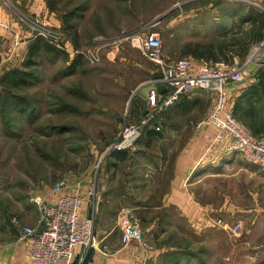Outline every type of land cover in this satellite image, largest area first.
<instances>
[{"label":"rangeland","instance_id":"obj_1","mask_svg":"<svg viewBox=\"0 0 264 264\" xmlns=\"http://www.w3.org/2000/svg\"><path fill=\"white\" fill-rule=\"evenodd\" d=\"M42 1L46 9L39 17L0 2L2 10L13 16L10 23L20 25L13 24L18 32L30 34L25 49L16 50L8 34L0 31V218L8 219L15 212L38 218L31 197L45 196L62 180L70 186L69 192L80 183L79 192L84 193L96 178L105 190L95 210V237L105 232L118 238L126 228L135 227L140 242L147 245L139 248L152 253L147 264H264V173L240 155L227 154L212 140L190 142L194 207L188 200L187 211L168 206L150 214L129 211L134 204L125 197L126 183L140 181L149 165L156 167L159 155L166 162L170 144L141 140L145 128L153 130L147 126L123 160L106 157L120 131L137 125L144 116L146 95L158 86L154 82L161 67L146 58L143 34H159L166 63L241 62L251 48L235 52L229 48L240 36L214 35H233L251 25L254 31L255 22L264 25V0ZM42 20L62 35L63 42L56 47L44 39L57 52L29 56L28 46L36 38L33 28ZM262 33L264 39V26ZM204 44L212 51L199 49ZM204 52L217 60L194 57ZM12 70L28 72L27 83L14 86L5 80ZM261 83L264 65L252 63L242 81L231 86H247V95L241 99V94L232 106L233 111L237 106L234 118L249 129L263 124ZM187 97L197 102L194 110L182 113L173 107L163 116L158 133L190 131L191 138L196 130L212 127L196 124L208 116L213 97L194 91L184 97L185 106ZM173 113L179 116L177 127L170 121ZM175 153H169L168 172ZM188 185L190 181L185 185L190 190Z\"/></svg>","mask_w":264,"mask_h":264},{"label":"built area","instance_id":"obj_2","mask_svg":"<svg viewBox=\"0 0 264 264\" xmlns=\"http://www.w3.org/2000/svg\"><path fill=\"white\" fill-rule=\"evenodd\" d=\"M0 2L6 5L4 0ZM1 10V6H0ZM0 31L7 33L12 39V47L16 49L22 40L16 27L9 22L1 21ZM33 36L43 38L56 47L63 42L62 35L54 33L47 21L38 22L33 28ZM159 34H143V50L146 58L161 67L159 78L154 83L162 86V90L149 89L146 95L144 116L137 125L123 128L117 139L109 146L106 157L112 152H126L133 149L140 139L144 127H152L159 131L165 114L180 102L183 97L194 91H201L213 97V104L204 121L196 124L212 126L216 130L214 143H224L229 153L240 155L249 165L256 166L264 173V130L261 135H253L249 129L234 118L228 105L227 88L237 85L246 75L247 67L252 63L264 65V39L254 44L244 60L237 59L230 64L224 62L209 63L199 61L196 64L189 59H178L172 63L163 60ZM262 128H264V118ZM100 168V163L98 164ZM84 193L79 192L80 183L69 192V185L62 181L54 183L48 191L52 202L41 196L31 197L36 206L38 221L35 227H23L22 239L29 243V264H79L74 262L75 250L82 247L91 249L95 242V210L100 202V194L105 186L96 178L90 181ZM264 190V184H263ZM220 224V223H219ZM120 237V242L127 245L131 238L138 240L141 246V233L135 227H128Z\"/></svg>","mask_w":264,"mask_h":264},{"label":"crops","instance_id":"obj_3","mask_svg":"<svg viewBox=\"0 0 264 264\" xmlns=\"http://www.w3.org/2000/svg\"><path fill=\"white\" fill-rule=\"evenodd\" d=\"M6 4L14 9L21 8L24 13L29 15H34L35 17L41 16L44 14V10L46 6L43 5L42 0H4ZM8 1V2H7ZM250 5V2H248ZM210 13H214V10H211ZM0 16L3 21L11 22L14 21L11 14L3 11L2 8L0 10ZM232 21V16H229ZM235 17V16H234ZM245 18V17H244ZM244 18L242 20H244ZM11 21H10V20ZM252 19V18H251ZM51 22V21H50ZM215 24L220 25L219 20H215ZM14 25L16 23H12ZM52 24V23H51ZM257 24V23H256ZM19 25V24H17ZM223 25V24H222ZM228 25V24H227ZM255 25V24H254ZM256 26V25H255ZM20 27V25H19ZM244 27L236 31L233 35L223 33L219 35H214V37H225L230 36L235 38V36H240V41L236 42L230 48L231 51H237V49H245V47H252V44H256L259 42L257 37L254 38L253 28ZM222 29L223 26L221 27ZM22 29V28H21ZM228 29V28H227ZM231 32V31H230ZM239 32V34H237ZM20 33V31H19ZM30 34L27 30H21L20 38L22 40L20 46L16 50L25 49ZM4 40V37H3ZM5 41H10V39L5 38ZM208 46L207 44H204ZM230 46V45H229ZM216 50V49H215ZM233 56V55H232ZM208 60H217L215 57L212 58L206 57ZM204 58H197L200 60H205ZM234 58V57H233ZM236 60V59H233ZM232 60V61H233ZM231 63V62H230ZM229 63V64H230ZM196 64V63H194ZM246 85H239L237 88L228 87L227 88V97H228V105L233 110L232 103L244 92L246 91ZM188 99V104L185 106L183 101L178 103L174 108H179L184 111L182 113H187L194 110L195 106H192L196 101ZM182 104L184 106H182ZM181 114V112L179 113ZM170 116V113L168 114ZM183 115V114H182ZM186 115V114H185ZM172 120L171 123L175 125L177 120L179 119L178 114L173 113L171 115ZM169 118V117H168ZM166 123V122H165ZM177 127V126H176ZM263 126H254L250 129L257 133L258 135L263 133ZM173 128V127H172ZM207 127L206 130H202L198 133L199 130H196L195 136L190 138V131H173V132H160L157 134H151L149 136L145 135L143 141L151 142H160V143H169L172 151L165 152L167 154L166 162H162L163 157L158 156L155 159L156 167L153 165H149L148 172L142 175L140 181H127L125 188V197L132 204L131 209L129 211H145L149 214L153 211H159L168 206L177 207L182 209L183 211H187L188 203L185 201L190 200L191 208L194 207V196L190 194L193 189V179H192V163H191V146L190 142L194 143L195 141L200 142L201 144H206V141L212 140V144L216 147H219L220 150H223L227 154H231L227 152L226 145L222 143H214V137L216 134V130L211 127ZM247 129H249L247 127ZM249 129V130H250ZM250 130V131H251ZM251 131V132H252ZM198 137H197V136ZM153 142V143H154ZM157 142V143H158ZM165 149V148H164ZM176 152L172 159V166H170V171L168 172L167 166H169V153ZM126 157L124 156L116 157V160H123ZM161 160V162H160ZM245 162V161H244ZM246 163V162H245ZM249 165V164H248ZM253 166V165H251ZM255 167V166H254ZM154 168L155 170H153ZM155 171V173H154ZM168 175V179L166 180ZM135 177V176H134ZM147 178V179H146ZM190 181L189 189L185 188L187 182ZM157 193V195L155 194ZM184 193V194H183ZM49 193L47 192L43 198L52 202L53 199L49 198ZM183 194V195H182ZM128 202V201H127ZM37 210V208H36ZM10 215V213H9ZM38 215V212H37ZM133 216V215H132ZM39 217V215H38ZM134 217V216H133ZM136 218V217H135ZM38 221L37 216L28 217L22 215V213L15 212L13 216L7 218H0V264H29L28 255H29V243L28 241L22 239L21 237V229L23 227H34ZM138 221V220H137ZM97 239L94 246L85 251L81 246L77 247L74 255V262L79 264H147L145 261L149 256H151V252H143L140 248L139 243L134 240L133 243H129L127 247H123L120 244V237L113 238L110 237V233L105 235V232H97ZM110 237V238H108ZM140 247V248H139Z\"/></svg>","mask_w":264,"mask_h":264},{"label":"trees","instance_id":"obj_4","mask_svg":"<svg viewBox=\"0 0 264 264\" xmlns=\"http://www.w3.org/2000/svg\"><path fill=\"white\" fill-rule=\"evenodd\" d=\"M47 5H49V8H50L51 11H55L56 10L55 9V6H52V5L48 4V3H47ZM69 15L72 16V14H69ZM254 24L255 25H258V26H255L256 29H254L253 32L257 36V40L260 42L263 39L262 27L264 25L256 24V22ZM199 49H201V50H204L205 49V50H208V51H212L211 46H209V45L208 46L204 45L203 47H199ZM57 50L58 49H56L53 45L49 44L46 40L36 37V38H33L31 40V42H30V44L28 46L27 53L29 54V56H36L37 53L42 52V51L50 52V53H56ZM210 56H212V58H214V56L212 54L210 55V53H205V52L204 53H194V57H196V58H204V57L206 58V57H210ZM29 64H31L30 60L27 61L24 64V67L25 68L28 67ZM28 75H29L28 72H25V71L12 70V71H10V73H8V74H6L4 76V79L5 80L8 79L9 81H11L14 86H20V85L22 86V85H24V84L27 83V77H28ZM261 84H264V83H261ZM158 89L159 90H162V86L161 85H158ZM246 92L247 91H245L244 93H242V95L240 96L241 99L244 98L247 95ZM184 99L185 98L183 97L180 100V102L183 101ZM234 108L235 109H234V111L232 110V113L236 112L237 106L235 105ZM234 116H235V113H234ZM143 132H144V134L142 135L141 140H143L145 138V135L146 136H149L152 133L153 134H157L158 133V131L156 132V131H153V130H149L147 128H145ZM251 133L253 135L258 136V134L255 133V132L254 133L251 132ZM125 154L126 153H124V152H122V153H120V152H112V153H110V156L113 155L114 157H120V156H124Z\"/></svg>","mask_w":264,"mask_h":264}]
</instances>
